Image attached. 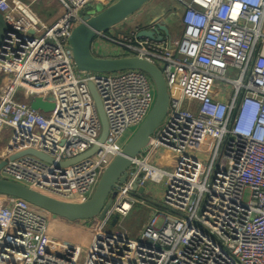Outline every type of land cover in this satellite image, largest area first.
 <instances>
[{"label": "built area", "instance_id": "2783aa9c", "mask_svg": "<svg viewBox=\"0 0 264 264\" xmlns=\"http://www.w3.org/2000/svg\"><path fill=\"white\" fill-rule=\"evenodd\" d=\"M55 1L58 15L44 19L35 0H0L10 28L0 53V136L10 134L0 150V161L7 159L0 178L81 202L121 152L125 133L149 114L156 86L141 69L79 70L72 31L90 2L106 0ZM175 1L179 36L138 38V27H125L93 39L96 56L157 65L169 105L88 246H49L55 215L0 193V264H264V0ZM91 82L108 122L103 142ZM49 95L52 110L31 107ZM94 145L92 155L62 164ZM29 149L53 161L28 152L11 157ZM158 149L172 154L173 166L149 160ZM137 179L138 187L161 183L164 192L133 238L121 219L135 203L146 204L133 188ZM116 214V225L104 226Z\"/></svg>", "mask_w": 264, "mask_h": 264}, {"label": "water", "instance_id": "95a60500", "mask_svg": "<svg viewBox=\"0 0 264 264\" xmlns=\"http://www.w3.org/2000/svg\"><path fill=\"white\" fill-rule=\"evenodd\" d=\"M148 1L150 0H116L112 4L100 11H96L95 13L84 11L83 21L75 26L70 37L75 63L79 70L114 72L130 68L141 69L153 79L156 86V99L149 114L124 144L121 152L113 158L104 170L92 196L81 202L62 201L41 193L22 183L4 178H0L1 194L22 198L31 204L56 216L65 218L68 221L92 219L95 217H98L99 219L105 218L106 213L112 204V200L109 197L111 194L115 193L114 189L120 188L121 184L127 180V169L131 165L132 160L148 145L151 135L164 119L168 110L169 94L163 73L157 65L138 56L117 58L96 56L92 52V42L98 32L108 31L120 24ZM138 28L139 29L136 32L138 38L149 37L162 40L165 36L170 35V29L167 23L164 20H160L159 17L155 19V26H141ZM9 30L10 28L5 21L3 14L0 12V53L3 49V44ZM89 86L101 118L102 132L99 140L100 142H103L107 137L108 122L100 95L95 85L91 82ZM52 98L51 95L47 96V98L41 96L35 97L31 101V107L36 110L48 112L55 106ZM97 148L98 145H94L86 153L79 155L72 160L62 162V164H70L88 157L92 155ZM27 152L38 155L51 162L53 161L50 156L34 149L26 150L11 157L13 158ZM6 161L7 159L0 161V170L6 164ZM139 181L140 179H137L133 183V188L142 194L149 183L145 181L143 185L138 187ZM118 220L119 215L116 214L111 222L112 226H115Z\"/></svg>", "mask_w": 264, "mask_h": 264}, {"label": "rangeland", "instance_id": "374dc122", "mask_svg": "<svg viewBox=\"0 0 264 264\" xmlns=\"http://www.w3.org/2000/svg\"><path fill=\"white\" fill-rule=\"evenodd\" d=\"M116 0H106L105 4L97 1H92L89 3L88 8L85 10L88 13H95L96 11H100L103 8L107 7L108 5L112 4ZM177 2L175 0H150L147 3H145L139 10H137L135 13H133L130 17L125 19L123 22L120 24L116 25L113 27L111 30L116 31L119 29L125 28V33H129L130 31L129 28V22L132 19V17H135V21H137L139 24L142 26H150L152 25V22H154L153 18L156 16L159 17L160 20H164L165 18L168 19V23L170 28V33L171 36H179L181 31H182V26L180 25V13L179 14L175 13L176 12V4ZM176 4V5H175ZM172 5V6H171ZM175 5V6H174ZM34 11L37 12L38 6L35 4L32 6ZM181 10V9H180ZM58 15V4H56L55 8L53 9L52 12L49 14H45L47 19H54ZM4 81V76H0V91H1V84ZM228 86L227 82H225ZM138 128V126H132L124 135V139L126 142L128 139L132 136L134 131ZM1 135V133H0ZM10 134L4 133L3 136H0V150L2 147H4L8 140H9ZM143 154V153H142ZM167 155H172L171 153L167 152ZM132 167L130 165L127 169V172L129 174V169ZM128 177V176H127ZM99 182V181H98ZM151 189L149 192H146V194H143V198L146 199L147 201L146 204H141V203H135L134 207L132 210L129 212V214L121 219V225L129 231V235L133 238H138L141 234V231L143 229V225L145 221L149 218L151 214V208H150V201L153 203L157 204H162L158 201L161 200V193L163 190V184L161 183H153L150 185ZM115 193L111 194L109 197L111 200L116 198V196L119 195V190H115ZM149 196V197H148ZM162 209V207H160ZM56 216V215H55ZM60 217V216H56ZM80 221V228L72 227L71 222L65 221L63 227V233L62 234H55V233H49L48 236V245H54L56 242H65L69 239H72L73 243H80L82 244L83 247L88 246V241L92 237L93 230L95 227L100 226L102 224V219L99 220L98 217L92 218V219H81L78 220ZM106 227H111V222H105L104 223ZM57 225V224H56ZM57 232L58 229H55ZM58 233V232H57Z\"/></svg>", "mask_w": 264, "mask_h": 264}, {"label": "crops", "instance_id": "0c3cea01", "mask_svg": "<svg viewBox=\"0 0 264 264\" xmlns=\"http://www.w3.org/2000/svg\"><path fill=\"white\" fill-rule=\"evenodd\" d=\"M25 1H31V0H25ZM35 4L38 6L37 13H39L44 19H47L45 14H49L50 12H52L53 9L55 8L57 2L55 0H35V2L32 3V6H34ZM176 7H177V5H176ZM156 18H157V16L155 18L151 19V20L154 21ZM164 21L167 23V25H168V27L170 29L171 27L169 26L168 19L165 18ZM127 25H129V28H128V30L130 29V31H128L129 33L132 32L133 30H135L137 27H141L142 26L137 21H135V17H132V19L130 20L129 24H127ZM142 151H141V153H142ZM149 160L152 163H154V164L163 165V166H173V164H174L173 156L172 155H167V152L163 151L161 149L156 150L152 154V156L149 158ZM151 184H153V183H149L147 188H146V190L142 194H146V192H149L150 190H152L151 186H150ZM163 192H164V186H163V190H162V193H161V200L158 201L160 203H162ZM149 204H150L151 211L153 210L152 207H159V204L153 203L152 201H150ZM147 220L145 221L144 225L146 224ZM65 221H68V220L65 219V218H62V217L54 216L52 218V227H51L50 233H55V234H59V235L62 234L63 233L62 229H63V227H65V225H64ZM69 222H71V226L72 227H76L78 229L81 227L80 224H79L80 221H69ZM144 225H143V227H144ZM55 229H58V231H57L58 233L55 231ZM67 241L68 242H72V239H69ZM56 243L60 244L62 242L59 241V242H56ZM58 244H54L53 247L57 246Z\"/></svg>", "mask_w": 264, "mask_h": 264}, {"label": "trees", "instance_id": "16d2710c", "mask_svg": "<svg viewBox=\"0 0 264 264\" xmlns=\"http://www.w3.org/2000/svg\"><path fill=\"white\" fill-rule=\"evenodd\" d=\"M86 11V10H85Z\"/></svg>", "mask_w": 264, "mask_h": 264}]
</instances>
